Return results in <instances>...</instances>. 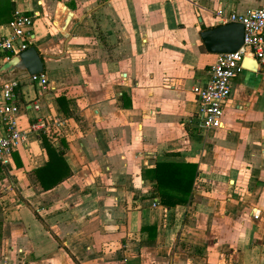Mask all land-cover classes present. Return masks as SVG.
Masks as SVG:
<instances>
[{
	"label": "crops",
	"instance_id": "crops-1",
	"mask_svg": "<svg viewBox=\"0 0 264 264\" xmlns=\"http://www.w3.org/2000/svg\"><path fill=\"white\" fill-rule=\"evenodd\" d=\"M261 7L0 0V25L15 9L32 16L29 46L48 79L42 89L16 76L20 129L63 114L66 134L45 138L69 168L44 189L35 170L48 155L28 132L0 165V264H264V69L243 62L224 127L207 135L195 126L192 92L217 57L200 38L219 25L216 10ZM157 161L197 164L186 204L162 205L155 180L142 177Z\"/></svg>",
	"mask_w": 264,
	"mask_h": 264
},
{
	"label": "built area",
	"instance_id": "built-area-1",
	"mask_svg": "<svg viewBox=\"0 0 264 264\" xmlns=\"http://www.w3.org/2000/svg\"><path fill=\"white\" fill-rule=\"evenodd\" d=\"M215 15L219 24L241 23L243 43L235 52L216 54L215 62L208 67L204 83L192 87L197 104L193 118L196 128L204 135L224 127V105L231 94L233 79L244 68L243 62L254 59L258 66H264V7L245 14L226 13L218 9ZM32 25V16L17 9L9 22L0 25V66L29 47ZM27 78L42 89L48 87V79L43 72L27 75ZM20 83L18 78H12L0 84L1 166L10 163L12 152L23 144L27 132L36 137L45 135L54 141L64 136L68 129L67 118L57 114L49 119L37 118L31 121L27 131L21 130L18 117ZM33 108L38 110L39 105L34 103Z\"/></svg>",
	"mask_w": 264,
	"mask_h": 264
},
{
	"label": "trees",
	"instance_id": "trees-1",
	"mask_svg": "<svg viewBox=\"0 0 264 264\" xmlns=\"http://www.w3.org/2000/svg\"><path fill=\"white\" fill-rule=\"evenodd\" d=\"M44 146L48 155L46 163L35 170L36 177L44 189H50L69 174V168L61 152L45 138ZM197 173V164L181 161H157L153 167L142 171V177L155 180L154 194H158L162 205L167 207L186 204Z\"/></svg>",
	"mask_w": 264,
	"mask_h": 264
},
{
	"label": "water",
	"instance_id": "water-1",
	"mask_svg": "<svg viewBox=\"0 0 264 264\" xmlns=\"http://www.w3.org/2000/svg\"><path fill=\"white\" fill-rule=\"evenodd\" d=\"M200 38L208 53L235 52L243 43V25L238 22L219 24L201 31ZM245 65L253 69H264V66H258L254 59H247ZM42 72L43 61L34 46H29L0 66L2 80L16 78L19 74L32 75Z\"/></svg>",
	"mask_w": 264,
	"mask_h": 264
}]
</instances>
